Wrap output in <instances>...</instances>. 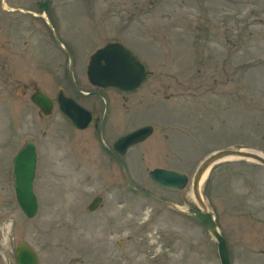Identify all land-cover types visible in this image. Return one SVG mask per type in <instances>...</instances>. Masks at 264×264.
Here are the masks:
<instances>
[{
    "label": "rangeland",
    "instance_id": "374dc122",
    "mask_svg": "<svg viewBox=\"0 0 264 264\" xmlns=\"http://www.w3.org/2000/svg\"><path fill=\"white\" fill-rule=\"evenodd\" d=\"M41 1L0 0V264H16L20 241L39 264H220L215 240L188 214L198 208L191 181L213 151L264 154V0H48L79 89L93 90L88 59L107 42L123 43L145 66L135 92L99 89L109 102L102 138L111 147L153 126L123 159L134 185L156 199L126 187L93 126L75 128L56 106L39 116L29 100L35 84L51 97L62 89L98 118L103 112L102 99L73 90ZM27 139L37 148L38 211L30 219L11 184V158ZM155 167L184 172L189 182L163 189L148 177ZM201 189L231 264H264V167L222 160ZM95 195L102 199L89 211Z\"/></svg>",
    "mask_w": 264,
    "mask_h": 264
},
{
    "label": "water",
    "instance_id": "95a60500",
    "mask_svg": "<svg viewBox=\"0 0 264 264\" xmlns=\"http://www.w3.org/2000/svg\"><path fill=\"white\" fill-rule=\"evenodd\" d=\"M39 6L42 8L43 12H46L47 0H44ZM55 38L57 43L61 46V42L57 36H55ZM69 74L74 83L71 65L69 67ZM87 77L91 84L99 87L112 86L121 92H133L143 81L145 71L143 65L121 44L110 43L98 49L92 55L87 68ZM79 92L82 95H87L81 91ZM100 95L104 97L103 94L100 93ZM29 99L44 115L49 114L53 108L52 99L37 88L30 95ZM55 99L58 104V109L76 127L80 129L85 128L91 123V113L86 108L77 104L72 98L66 97L61 90L57 92ZM107 111L108 108L106 103L105 111L97 131L101 146L114 155V158L120 163L128 189L134 193L152 197L150 193L138 189L133 185L129 170L123 159L111 151L103 142L101 130ZM151 132L152 127L150 125L140 127L115 141L113 149L118 154L123 155L129 146L143 141ZM228 158L249 160L264 166V154L261 152L242 148H222L204 157L194 172L191 182V193L198 208L192 209L188 214L201 224L215 240L220 264H231L229 250L224 236L217 227L216 217L209 210L205 201V196L201 189V178L205 173L210 171L215 164ZM36 160V148L32 140L24 141L23 147L11 158V182L15 193V199L19 209L27 218L34 217L38 209L37 197L33 191ZM148 176L158 186L172 190L184 188L188 181V177L185 173L162 168L150 170ZM100 201V196L94 197L88 204L87 209L89 211L95 210L99 206ZM162 202L178 210L173 203ZM15 259L16 264H39V257L36 251L25 241H20L17 244Z\"/></svg>",
    "mask_w": 264,
    "mask_h": 264
},
{
    "label": "flooded vegetation",
    "instance_id": "af4514ba",
    "mask_svg": "<svg viewBox=\"0 0 264 264\" xmlns=\"http://www.w3.org/2000/svg\"><path fill=\"white\" fill-rule=\"evenodd\" d=\"M67 76H68V78H69V75H68V73H67ZM70 81V80H69ZM75 82H76V80H75ZM70 83H71V81H70ZM91 87H93V90H88V91H86V92H89V93H95V92H101L99 89H105V88H97V87H94V86H91ZM102 93V92H101ZM86 97H98V98H100L101 99V96H99V95H95V94H89L88 96H86ZM102 102H103V100H102ZM109 103V102H108ZM103 108H104V105H103ZM94 114V113H93ZM112 157V156H111Z\"/></svg>",
    "mask_w": 264,
    "mask_h": 264
},
{
    "label": "bare ground",
    "instance_id": "6f19581e",
    "mask_svg": "<svg viewBox=\"0 0 264 264\" xmlns=\"http://www.w3.org/2000/svg\"><path fill=\"white\" fill-rule=\"evenodd\" d=\"M205 175H206V174H204V175H203V177L201 178V183H202V181L204 180V178H205Z\"/></svg>",
    "mask_w": 264,
    "mask_h": 264
}]
</instances>
